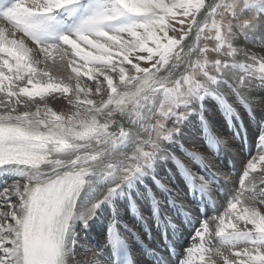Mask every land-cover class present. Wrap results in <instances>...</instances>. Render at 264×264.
I'll list each match as a JSON object with an SVG mask.
<instances>
[{"label": "snow or ice", "instance_id": "snow-or-ice-1", "mask_svg": "<svg viewBox=\"0 0 264 264\" xmlns=\"http://www.w3.org/2000/svg\"><path fill=\"white\" fill-rule=\"evenodd\" d=\"M257 45L264 0H0V264H264Z\"/></svg>", "mask_w": 264, "mask_h": 264}, {"label": "bare ground", "instance_id": "bare-ground-1", "mask_svg": "<svg viewBox=\"0 0 264 264\" xmlns=\"http://www.w3.org/2000/svg\"><path fill=\"white\" fill-rule=\"evenodd\" d=\"M261 47H262L261 45H257L255 47H247V50L250 51V53L257 55V57H260V56H264V51H260ZM51 71H52L53 75L66 76L69 70H67L66 68H64L63 66H61L58 63L56 66L52 67ZM65 105H66V102L61 103L60 101L49 100V106H51L54 110H57V111H66V110H68V108L71 107V106L66 107ZM213 119L216 120L221 125L224 123L223 118L221 117V115L218 112L213 113ZM235 143L238 145L239 140L237 139L235 141ZM246 149H248L251 154H253V155L256 154L255 146L253 145V143L251 141H249L248 143L245 144L243 151L239 155H237L235 157V159L229 157L227 160L229 168L233 169L232 177L234 180L238 181V179L240 178L242 165L249 157L246 155V152H245ZM233 151H235V150H233ZM1 186H2V184H1ZM223 204H224V200L222 197L217 199L214 205H209L208 213L210 215H216L217 214L216 213V207L223 205ZM220 211H223L222 207L220 208ZM98 220H99V223L97 221H95L92 224L91 228L89 229L91 232V234H90L91 237H93V235H92L93 233L98 232L100 234L97 236L95 235V240L92 242L96 246L97 245H103L106 242L107 229L109 226V220H108L107 212L103 216H101ZM95 225L98 227H96ZM189 231H191V229H189ZM89 238H90V236H89ZM89 238H87V240L85 239V246L86 247L92 246V244L90 245L92 240ZM183 242L184 241H181V243H183ZM88 243H89V245L87 246ZM136 247L138 248V245H136ZM87 257L91 258V254H87ZM80 258L81 257H78V259H80Z\"/></svg>", "mask_w": 264, "mask_h": 264}, {"label": "rangeland", "instance_id": "rangeland-1", "mask_svg": "<svg viewBox=\"0 0 264 264\" xmlns=\"http://www.w3.org/2000/svg\"><path fill=\"white\" fill-rule=\"evenodd\" d=\"M262 47H264V46H262ZM249 154H250V151H248V153L246 152V155L247 156H249ZM3 186V185H2ZM98 223H99V220H96ZM97 223V224H98ZM96 226V225H95ZM96 227H98V226H96ZM91 232H90V230L88 231V233L86 234V240H87V238H89V236H90V238L89 239H91L92 241H91V243H90V245L92 244V246H89L90 248H92L93 250H96V245L94 244V243H92L94 240H95V235L97 236V235H100L98 232H96V233H93L92 235H93V237H91ZM82 237H84V234H82ZM89 245V243L87 244V246ZM87 254H91V252H89V253H87Z\"/></svg>", "mask_w": 264, "mask_h": 264}]
</instances>
